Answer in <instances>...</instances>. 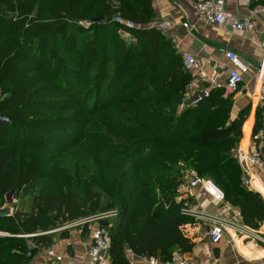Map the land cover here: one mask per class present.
<instances>
[{
	"label": "trees",
	"instance_id": "obj_1",
	"mask_svg": "<svg viewBox=\"0 0 264 264\" xmlns=\"http://www.w3.org/2000/svg\"><path fill=\"white\" fill-rule=\"evenodd\" d=\"M9 1L0 0V199L11 191L17 196L33 190L41 175L40 167L30 169L11 161L10 149L53 147L56 139L77 145L88 138L79 129L86 123L76 118L77 111L37 119L42 113L63 112L68 105L78 103L88 117L103 112L99 109L120 107L119 118L109 120V113L100 114L114 129L105 145L132 163L125 169L119 165L117 175L97 183L84 197L74 189L58 193L54 186H40L31 212L0 217L4 234L0 264L27 263L29 245L52 244L45 233L111 207L117 208V216L106 226L111 264H129L126 250L161 262L169 260L175 249L191 252L194 243L183 232L192 222L183 214L190 200L178 201L187 170L214 184L224 201L240 211L247 228L260 227L264 200L243 185L232 156L250 107L230 121L233 93L213 88L197 106L177 111L192 78L172 41L151 26L152 0H117L121 4L117 8L99 0L88 5L85 0H46V19L38 11L29 14L39 0H22L15 5L16 16L8 17L4 5ZM255 6L264 7V0H253L250 9ZM116 15L137 27L114 23ZM94 17H104V22L80 24ZM86 50L90 76L82 83L81 69L66 59L79 64ZM26 74H35L36 79L28 81ZM80 90L84 93L78 98ZM46 91L72 97L61 96V102L40 99ZM124 107H137L139 117L125 119L134 111ZM260 114L256 110L253 135L260 127ZM101 194L111 205L103 206Z\"/></svg>",
	"mask_w": 264,
	"mask_h": 264
},
{
	"label": "crops",
	"instance_id": "obj_2",
	"mask_svg": "<svg viewBox=\"0 0 264 264\" xmlns=\"http://www.w3.org/2000/svg\"><path fill=\"white\" fill-rule=\"evenodd\" d=\"M252 1L225 0V10L229 14L243 18L249 11ZM152 8L155 17L151 26L156 22L170 23V28L161 33L172 41L177 53L192 55L196 59L197 71L190 73L193 87L189 90L187 98L198 96L207 88V84L199 80L200 72L210 75L213 71H217L220 75L221 88L230 94L233 93L230 121L237 117L240 110L250 107L248 117L242 125L241 138L234 149L247 152L253 134L256 110H261V114L264 112V71L263 75L259 76L264 56V9L255 18L256 28L253 35L249 32H233L227 27L217 28L203 23L196 17L188 0H152ZM183 24H187L188 29L184 28ZM226 51L237 53L240 60L248 67V72L243 75V81L236 91L225 87L227 72L231 69V64L225 57ZM260 147L264 149V142L260 143ZM232 156L234 157L233 153ZM189 173L192 171L187 170L184 177ZM249 178L250 190L257 192L264 200V169L251 166ZM180 196L183 200H190L187 201L188 208L197 213L218 217L227 225L228 230L219 242L214 243L208 236L212 226L211 221L208 218L190 217L192 222L183 227V232L194 246L191 252L183 254L184 256L197 264H264V221L258 229L248 228L252 235V239H249L229 228L230 224L246 227L242 223L238 209L231 207L225 201L212 199L201 186L195 188L184 186ZM3 207H6V204L2 205ZM44 235H50L52 244L34 246L37 248V253L25 264L88 262L90 238L86 228L64 226ZM50 251L52 255L49 254ZM125 256L129 264H149V259L133 255L129 250L125 251ZM109 263L111 264L110 256Z\"/></svg>",
	"mask_w": 264,
	"mask_h": 264
},
{
	"label": "rangeland",
	"instance_id": "obj_3",
	"mask_svg": "<svg viewBox=\"0 0 264 264\" xmlns=\"http://www.w3.org/2000/svg\"><path fill=\"white\" fill-rule=\"evenodd\" d=\"M27 3V0H25ZM40 5L34 3L32 10L29 12L31 15H36L37 11L40 13L41 18H47V7L45 6L46 0H39ZM105 1L108 5L119 7L121 4L117 0H99ZM23 2L22 0H10L4 5L7 9L5 13L8 17H12L13 14L17 13L16 4ZM86 5L90 4V0H85ZM24 5L22 9H24ZM9 8V9H8ZM98 12H94L93 15ZM97 18L94 17L91 21L87 20L81 22L83 26L90 25L93 20ZM90 40V39H89ZM90 47V45L88 46ZM79 55V54H77ZM66 59L71 67L76 69H81L83 76L81 78L82 83L86 81L87 76H90V52L86 50L85 55L78 64V60L72 61ZM25 78L28 81H33L36 79L35 74H26ZM31 79V80H30ZM81 85V84H80ZM84 90H80L77 94L78 98H81ZM61 96L56 93H50L48 91L41 94L40 99L52 100V101H62ZM72 97V96H65ZM38 98V96H37ZM71 99V98H69ZM67 110L63 112H47L42 113L37 116V119H48L54 117H63L64 115L71 114L77 111L76 118L84 121L86 124L83 127H79L84 133H87L88 138H85L81 143L71 145H66L62 141L55 140L57 142L53 147H30L24 150L10 149L9 151L13 153V158L11 161L17 163L19 166L23 165L26 168L33 169L35 167L41 168V175L38 180L36 187L33 190L19 192L17 196L15 193L12 194V199H7V194L3 199H0V205L6 204L12 209V212L18 211L22 213H29L32 209V199L38 194L40 186L44 185L46 189L54 186L55 191L58 193H64L69 190L78 191L83 197L89 193V190H95L98 186L97 183H104L108 181L113 175L118 174L119 165L122 168H129L132 160L127 159L116 152L110 151L105 145L107 140V135L110 134L114 129L109 124V120L113 118H119L121 108L118 106H113L109 109H99L100 111L95 116L88 117L86 114L87 109H81V105L78 103L73 106L68 105ZM128 110L129 114L126 115L125 119L132 120L136 115L139 117V109L137 107H124ZM106 109V110H105ZM177 111L181 112L178 107ZM109 113V120L103 119L104 115L101 113ZM129 123V122H128ZM101 202L103 206L111 205V201L105 195L101 194ZM117 211L116 207H111L104 212ZM115 211V212H116ZM110 221V220H109ZM113 220H111L112 222Z\"/></svg>",
	"mask_w": 264,
	"mask_h": 264
},
{
	"label": "built area",
	"instance_id": "obj_4",
	"mask_svg": "<svg viewBox=\"0 0 264 264\" xmlns=\"http://www.w3.org/2000/svg\"><path fill=\"white\" fill-rule=\"evenodd\" d=\"M193 12L196 17L203 23L215 26L217 28L227 27L233 32H249L255 35V18L264 9L262 6H255L246 13L243 18H238L232 14H229L225 10V0H205L201 2H192L188 0ZM113 22L127 29H134L137 26L130 20H126L120 15H116L113 18ZM184 28L188 29L187 24L182 25ZM154 29L160 32H165L170 28V23L167 22H156L152 25ZM257 42L259 41L255 36ZM225 57L231 64V69L227 72L225 87L231 91H236L239 85L243 81V75L248 72V67L240 60L237 53L234 51H226ZM183 67L186 72L197 71L196 59L192 55L184 54L182 55ZM262 67V68H261ZM264 71V56L262 58V63L260 66V74L263 75ZM199 80L204 84H207V88L198 96L191 99L187 98L189 90L193 87V84H189L186 88L185 98L182 103L178 106L180 111L188 108L195 107L198 103L208 97V92L213 88H221L220 85V75L217 71H213L210 75L200 72ZM7 121V119H5ZM264 142V112L261 114L260 118V128L255 135L252 134L251 143L247 152H239L238 150H233L235 160L237 161L242 174V183L247 188L250 189V178L249 170L251 166H256L260 169H264V149L260 147V143ZM187 181V182H186ZM187 186L188 188H195L201 186L203 191L208 194L212 199L223 202V193L208 180H203L199 178L195 173H189L185 176L184 184L178 189V201H181L180 192L181 189ZM183 214L191 218H208L212 226L209 229L208 236L211 241L217 243L223 237L224 233L228 232L227 225L223 223L218 217L207 215L205 213H197L191 208H185ZM117 216V212L109 211L102 212L97 215L76 220L66 227H77L86 228L88 236L90 238V244L87 251L88 262L74 263V264H110L109 263V240L108 232L106 227L103 225L104 221L113 220ZM95 223V225H94ZM231 228L235 233L241 236H247L252 239L250 230L246 227L235 226L230 224ZM52 255V252H49ZM149 264H197L190 258L184 256L179 251H174L169 260L161 262L158 259H149Z\"/></svg>",
	"mask_w": 264,
	"mask_h": 264
},
{
	"label": "water",
	"instance_id": "obj_5",
	"mask_svg": "<svg viewBox=\"0 0 264 264\" xmlns=\"http://www.w3.org/2000/svg\"><path fill=\"white\" fill-rule=\"evenodd\" d=\"M93 22L103 23L104 22V17H97V18H95L93 20ZM13 193H15V192L11 191L10 193L7 194V199L8 200L12 199V194ZM10 215H11V208L9 206L0 208V217L10 216ZM103 225L106 227L108 225V222L104 221ZM1 235H4V234H0V236ZM36 253H37V248H35L32 245H29L25 256H26V258L28 260H31Z\"/></svg>",
	"mask_w": 264,
	"mask_h": 264
}]
</instances>
